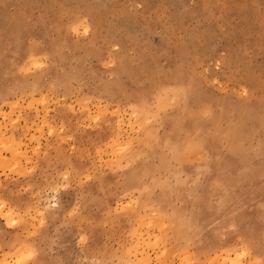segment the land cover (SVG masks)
<instances>
[{"label":"rangeland","instance_id":"374dc122","mask_svg":"<svg viewBox=\"0 0 264 264\" xmlns=\"http://www.w3.org/2000/svg\"><path fill=\"white\" fill-rule=\"evenodd\" d=\"M0 199V264H264V0H0Z\"/></svg>","mask_w":264,"mask_h":264},{"label":"snow or ice","instance_id":"6c2138e0","mask_svg":"<svg viewBox=\"0 0 264 264\" xmlns=\"http://www.w3.org/2000/svg\"><path fill=\"white\" fill-rule=\"evenodd\" d=\"M73 31H76V29H73ZM87 31H88V29L85 28V29H84V32L87 33ZM205 115H207V113H205ZM65 179H67V177H65ZM89 179H91V177H89ZM65 187H67V185H65ZM8 209H9V206L5 203L4 200L0 199V213L8 212ZM75 211H76V210L73 208V209L71 210V212L68 213V215H69V216H73L74 213H75ZM9 215H10V212H9ZM4 219L7 220V219H8V216L6 215V216L4 217ZM16 223H17V221L14 220V219L11 221V224H12V225H15ZM41 223H43V221H41ZM28 255L31 256V253H29ZM240 255H241V256H244V255H246V252H241ZM233 264H237V262L234 261Z\"/></svg>","mask_w":264,"mask_h":264},{"label":"bare ground","instance_id":"6f19581e","mask_svg":"<svg viewBox=\"0 0 264 264\" xmlns=\"http://www.w3.org/2000/svg\"><path fill=\"white\" fill-rule=\"evenodd\" d=\"M25 52V54H27V55H31L32 54V51H30V50H25L24 51ZM211 199V198H210ZM208 205H210L209 203H208V201L205 203V209L208 207ZM209 207H211V205L209 206ZM214 211V210H213ZM204 213V212H203ZM210 214H211V211H210ZM200 215H201V213H200ZM218 217V216H217ZM217 217H215V218H217ZM222 217V216H221ZM225 218V217H224ZM219 221H221V220H219ZM223 223V222H222ZM243 258V257H242ZM254 260V259H253ZM252 261V260H251ZM258 261V260H257ZM249 264H252V263H250V262H248ZM258 263H259V261H258ZM257 263V264H258Z\"/></svg>","mask_w":264,"mask_h":264}]
</instances>
